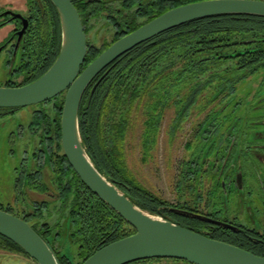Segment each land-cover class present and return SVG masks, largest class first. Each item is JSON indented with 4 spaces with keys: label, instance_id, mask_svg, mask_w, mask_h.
I'll return each instance as SVG.
<instances>
[{
    "label": "trees",
    "instance_id": "trees-1",
    "mask_svg": "<svg viewBox=\"0 0 264 264\" xmlns=\"http://www.w3.org/2000/svg\"><path fill=\"white\" fill-rule=\"evenodd\" d=\"M26 1L27 6L40 18L35 29L39 28L40 23H43L45 30L47 29L44 52L40 57L38 72L32 79L35 80L43 75L58 57L62 44V28L59 14L51 0ZM196 1L201 0H165V5L146 8L142 12V8L137 10L136 15L145 17L144 22L133 20L129 30L116 31L112 42L104 43L102 47L93 46L88 41V53L82 70L121 36L136 30L142 24L174 7ZM73 2L79 10L86 34L94 18H98L102 12L110 11L106 7L95 8L87 0H73ZM262 46H264L263 16L224 14L187 22L120 57L90 84L80 106L81 138L96 167L129 198L131 197L136 205L165 218L157 212L156 204L160 201L159 198L152 196L125 170L123 144L131 126L132 112L140 105L144 109L146 116L144 145L148 148L154 141L151 140V136L158 129L165 110L171 102L178 103L177 96L180 106L193 103L203 89V85L204 87L210 85L212 79L217 77L219 81L224 80L217 74L227 72L231 64H236L239 69L249 72L259 70L264 56V52L259 49ZM180 87H190L192 92L189 91L187 96H180L178 95ZM60 96L64 94L49 102L59 99ZM56 104L60 109L56 120L59 130L64 99ZM9 110L14 109L0 108V118L4 116L1 114L2 111ZM58 137L60 139V133ZM59 146L62 147V144L60 143ZM62 157L66 158L64 152ZM71 173L75 180L70 175L63 174L62 170L56 171L54 176L60 187L67 186L62 190L63 196L69 197L71 194L72 201L69 207L77 219L73 222L71 219L69 221L77 225V232L81 236L79 259L73 261L66 254L59 253L57 256L60 264H83L103 246L134 234L136 229L94 194L81 181L73 168ZM79 182L81 186L78 185ZM64 199L62 198L61 201ZM0 208L19 216L9 207L0 206ZM104 223H107L105 227L100 226ZM0 249L13 253L20 252L29 257L19 245L2 235H0ZM162 260L181 261L172 258H154L142 263ZM184 262L188 261L184 260Z\"/></svg>",
    "mask_w": 264,
    "mask_h": 264
},
{
    "label": "water",
    "instance_id": "water-1",
    "mask_svg": "<svg viewBox=\"0 0 264 264\" xmlns=\"http://www.w3.org/2000/svg\"><path fill=\"white\" fill-rule=\"evenodd\" d=\"M51 2L62 28L59 55L34 81L23 86H0V108L37 105L66 92L61 118V143L66 158L81 181L136 229L134 234L103 246L83 264H130L154 258L179 259L192 264H264L263 256L210 238L136 205L96 167L79 128L80 106L87 88L121 56L196 19L224 14L264 17V0H201L174 7L115 41L84 70L88 38L79 10L73 0ZM11 14L24 21L19 32L21 38L29 20L21 14ZM0 235L19 245L38 264H60L53 247L28 221L3 209H0Z\"/></svg>",
    "mask_w": 264,
    "mask_h": 264
},
{
    "label": "flooded vegetation",
    "instance_id": "flooded-vegetation-1",
    "mask_svg": "<svg viewBox=\"0 0 264 264\" xmlns=\"http://www.w3.org/2000/svg\"><path fill=\"white\" fill-rule=\"evenodd\" d=\"M36 1L40 2L41 0ZM87 1H90V5L93 4L95 8L96 6L101 8L106 7V9L110 10L108 11L111 13L110 16L112 19L110 18V20L113 22L112 25L115 27L116 31H119L120 29L129 30L133 20H137V22L143 21L145 17L138 14L136 15L137 10L142 8V12L146 8L165 5V0H145V2H143V0H121L118 5L120 8L116 9V7H113L112 5H115L117 0ZM139 2L141 3L140 5L138 4ZM24 6H26V11L29 12L26 13L24 11ZM34 12L33 9L27 6L26 0H13L4 4V6H0V29L11 26L7 29V34L0 39V59L3 56L2 67L5 72V79L0 86H23L34 81L32 79L38 72L39 67L38 64L35 65L34 61V58H36L35 56L39 53L37 51L39 47L35 40L34 31L35 25L38 20H40L39 16ZM108 12H104V14L109 16ZM11 13L21 14L29 20V26L21 38L19 32L24 27V21L21 17L14 18ZM259 49L261 52H264V46ZM262 59V67L264 68V56ZM249 74H252L250 76V78H252L261 73L252 72ZM16 77L23 78L22 82H16ZM250 78L243 77L237 81V83L240 84L242 81L249 80ZM225 82L226 83L223 85L224 87L217 89L216 91L218 92H216L213 97V100H218L219 104L223 103V101H226L225 104H228L232 96L238 95L232 91L235 90V87H229V85L233 84V81L228 78ZM227 92L230 93V97L224 94ZM62 94L66 95V92ZM241 100L242 99L237 102L236 106H239L238 103H241ZM37 105L43 106L44 104L41 103ZM236 106H233L231 111H233ZM215 107L216 105L213 106L214 109ZM13 109L14 110L2 111L1 114L6 116L17 112L22 108ZM214 109H212V111H214ZM40 112V109L33 110L32 114L30 113L28 115L31 118V121L26 125H19L16 132H11V141H14L16 135L25 145L28 144L32 146L40 143L51 145L55 142V133H60L61 142V123L59 130L57 122L55 123V127H45L43 131H41L40 125H35L38 120L36 121L34 118L38 116L40 119L42 118ZM263 117L264 114H262L259 119L251 121V123L254 124L253 128L255 129H252L251 135H249V125H247V122L235 119L231 121L232 123L227 129L228 135L224 141L226 142V146H220L217 148L219 156L214 160L215 163L213 169L206 171L204 175V178L206 179L205 183H203L204 186L201 184V181L199 183L198 179V175L200 176V180L202 176L200 175L201 167L199 166V160H197V158L193 159V161H191L192 159H183L181 161L182 170L180 172V179L177 184L178 202L171 203L166 199L165 202L159 201L156 204L158 206L157 212L165 216L166 219L186 228L204 234L210 238L241 247L256 255L264 257ZM40 119L39 121L41 122L42 120ZM179 122H182V119H178L176 125L174 124L176 127L173 126L174 129L179 127ZM198 126L201 125L199 124ZM218 127L216 125V129L212 131L213 134L217 132ZM53 145L54 144H52V147ZM52 147L49 146L48 148L49 158L45 153L47 152V149L45 148H43L44 150L40 149L41 152H38V150L35 151L34 146H32V151L23 149L24 156L20 161V168L16 167L15 175L13 174L14 178L11 187L14 193H22L23 198L27 200L26 191L47 190L48 179L46 172L48 169L53 175L50 178L49 183L55 187V190L60 187L58 185L59 183H56L55 181L54 174L56 171L62 170L63 174H68L74 178L71 173L72 166L68 159L62 157L64 150L63 152L55 151L53 153L51 150ZM224 149L226 153L222 156ZM31 152L32 156L31 159H29ZM222 159H225L224 163L222 166H218ZM1 180L0 186H6L3 177ZM78 185L81 186L80 182ZM202 190H204V194L201 193ZM18 196L19 195L17 194L16 197ZM0 206L8 208V206H4L1 201ZM44 206L45 204L42 205V203L35 204L33 206L35 211L32 214H20L19 216L28 221L33 228L50 243L57 254H66L62 253L58 247L59 238H53L52 228L47 225L48 221L40 219L37 215L42 212ZM31 217L37 218L38 221H33ZM66 255L69 256L68 254ZM146 260H139L130 264H150V262L142 263V261ZM179 262H184V260ZM184 264L192 263L184 262Z\"/></svg>",
    "mask_w": 264,
    "mask_h": 264
},
{
    "label": "rangeland",
    "instance_id": "rangeland-1",
    "mask_svg": "<svg viewBox=\"0 0 264 264\" xmlns=\"http://www.w3.org/2000/svg\"><path fill=\"white\" fill-rule=\"evenodd\" d=\"M11 1L13 0H0V6H4V4ZM120 1L121 0H117L115 5L113 4L112 6L116 7V9L120 8L118 6ZM143 2H145V0H143ZM138 4L140 5L141 3L139 2ZM26 10V6H24V11L26 13L29 12ZM108 14L110 16L111 13L108 12ZM109 16L102 12L98 18L90 22L87 38L93 46L102 47L104 43L112 42L115 37L116 29L112 25L113 22L110 20L111 16ZM10 27L11 26H7L0 29V39L7 34L6 31ZM44 30L45 26L43 23H40L39 28L34 31L35 40L39 47V49H37L39 53L35 56L36 58H34L35 65H39L40 57L44 52L43 48L46 43L45 33H47V29ZM2 59L3 56L0 59V85L5 79ZM230 66L231 68L227 72H219L217 74L224 80L219 81L217 77L212 79L210 85L207 84L204 87L202 84L203 89L193 103L180 106L179 96H177L176 101H178V103L171 102L170 106L165 110L163 118L159 122L158 129L154 131L151 136V140L154 141L148 148L144 145V120L146 117L144 109L140 105L139 108L133 111L134 113L132 112L133 117L130 121L131 126L123 144L125 170L148 190L152 196L159 198L160 201L165 202L166 199L171 203L178 202L177 184L180 179V172L182 170L181 161L183 159H192L191 161H193V159L197 158V160H199V166L201 167L200 175L202 176L200 180V176L198 175V179L199 183L201 181V184L204 186L203 183H205L206 180L204 175L207 170L213 169L214 160L219 156L217 148L226 146V142L224 141L228 135L227 129L230 127L231 121L235 119L247 122V125H249V135H251L252 129L255 130L253 128L254 124H252L251 121L259 119L260 116L264 114V108H262L264 107V68L261 67L259 70L255 71L261 74L250 78L252 74L249 73L252 72L241 70L236 64H231ZM243 77H249L250 79L238 84L237 81ZM228 78L233 81V84L229 85V87H235V90H231L238 95L232 96L228 104H225L226 101L219 104L218 100H213L214 94L218 92L216 91L217 89L224 87L223 85ZM22 80L23 78L21 77L15 78V81L18 83H21ZM181 87L178 92L180 96H187L189 91L192 92L190 87ZM224 94L230 97L229 92ZM63 99L65 101V94L64 96H60L57 100L45 103L43 106L32 105L23 107L15 113L0 118V183L2 177L6 183V186H0V201L3 202L4 206H8L18 215L32 214L35 211L33 209L35 204H45L42 212L37 215L40 219L48 221L47 225L52 228L53 238H59L58 247L61 252L68 254L73 261H77L79 259L78 254L81 245V236L78 234L79 232H77V225L72 223L77 219V216L74 215L71 211V207H69L72 201L71 194L69 197L63 196L62 194V190L67 186L64 185V187H59V189L57 188L55 190V187L49 183L53 175L48 169L46 172L48 179L47 190H28L26 191L27 200L23 198L22 193H14L11 187L14 178L13 174L15 175V168H20V161L24 156L23 149L32 151V146H34V150H38L39 152L40 149L42 150L45 148L47 149L45 153L48 158V148L49 146L52 147V144L55 145H53L51 149L53 153L55 151H63L62 147L59 146L61 142L57 133H55V142L51 145L40 143L30 146L28 144L25 145L16 135L14 141H11V132H16L18 129L17 127L21 124H28L31 121L28 115L30 113L32 114V111L35 109H40L41 111L42 118L40 119L39 116L34 118L36 121L38 120L35 125H40L41 131H43L45 127H55L60 112L58 108L59 105L56 103H61ZM240 99H242L241 103H238L239 106H236ZM214 105H216L217 108L215 107L214 109ZM233 106L236 107L231 111ZM212 109H214V111H212ZM39 119L42 120L43 123L42 121L40 122ZM178 119H182V122H179V127L174 129L173 126L174 124L176 125ZM262 120H264V117ZM199 124L201 126H198ZM216 125L219 127L217 128V132L213 134L212 131L216 129ZM225 153L226 151L224 149L222 156ZM31 156L32 152L29 159H31ZM224 160L225 159H222L218 166H222ZM70 190L71 192L73 191L71 188ZM201 193L204 194V190H202ZM17 194L19 195L18 197H16ZM62 198L65 199L61 201ZM45 201H48V203H43ZM31 218L33 221H38L37 218ZM70 219L72 222H69ZM106 224L107 223H104L100 226L105 227ZM33 263L34 260L32 258L20 252L13 253L0 249V264ZM150 264H184V262L162 260L154 261Z\"/></svg>",
    "mask_w": 264,
    "mask_h": 264
},
{
    "label": "built area",
    "instance_id": "built-area-1",
    "mask_svg": "<svg viewBox=\"0 0 264 264\" xmlns=\"http://www.w3.org/2000/svg\"><path fill=\"white\" fill-rule=\"evenodd\" d=\"M33 264H38V263L34 261V263H33Z\"/></svg>",
    "mask_w": 264,
    "mask_h": 264
}]
</instances>
